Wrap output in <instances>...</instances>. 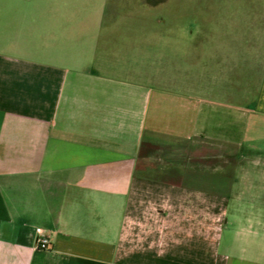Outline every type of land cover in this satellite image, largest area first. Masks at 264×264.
<instances>
[{
	"label": "crops",
	"instance_id": "0c3cea01",
	"mask_svg": "<svg viewBox=\"0 0 264 264\" xmlns=\"http://www.w3.org/2000/svg\"><path fill=\"white\" fill-rule=\"evenodd\" d=\"M121 3L0 0V264H264V111L144 79Z\"/></svg>",
	"mask_w": 264,
	"mask_h": 264
},
{
	"label": "rangeland",
	"instance_id": "374dc122",
	"mask_svg": "<svg viewBox=\"0 0 264 264\" xmlns=\"http://www.w3.org/2000/svg\"><path fill=\"white\" fill-rule=\"evenodd\" d=\"M111 1L146 5L155 24L164 22L139 30L144 79L264 111V0Z\"/></svg>",
	"mask_w": 264,
	"mask_h": 264
},
{
	"label": "built area",
	"instance_id": "2783aa9c",
	"mask_svg": "<svg viewBox=\"0 0 264 264\" xmlns=\"http://www.w3.org/2000/svg\"><path fill=\"white\" fill-rule=\"evenodd\" d=\"M37 246L43 249L50 248L49 238L43 235L39 236V238L37 239Z\"/></svg>",
	"mask_w": 264,
	"mask_h": 264
}]
</instances>
